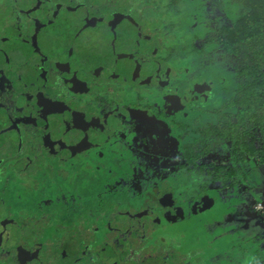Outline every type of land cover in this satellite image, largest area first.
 <instances>
[{"label": "trees", "instance_id": "16d2710c", "mask_svg": "<svg viewBox=\"0 0 264 264\" xmlns=\"http://www.w3.org/2000/svg\"><path fill=\"white\" fill-rule=\"evenodd\" d=\"M239 1L243 5L244 15L234 26L218 29L217 39L210 38L212 43L220 44L229 54L239 53L244 46L249 56V62H241L238 65L241 95L232 104V108H238L239 112L235 117L236 122L226 129L217 126L203 128L202 147H185L188 163L199 164L208 152L221 147L226 141L233 142L236 165L217 166L216 173L212 174L216 182L221 181L224 187H235L238 185L236 179L249 178L251 169L244 173V168L238 165L243 158H258L259 166H264V143L258 148L252 139L255 129L261 128L264 141V0ZM115 7L113 0H7L4 4L0 2V161H10L14 172H22L19 175L11 174L9 178H6L7 172H0V179L5 180L7 193L13 192L21 196L25 206L27 201L23 200V188H28L30 192L36 191V188L39 189L41 184L51 178V194L57 196L58 200L46 208L41 207L38 211L42 212H36L29 217L23 215V210L17 216L14 207L8 206L9 216L12 213L13 218H21L23 227L21 230L17 228V233L23 231L25 241L41 239L45 227L56 223L61 216L70 220V207L78 204L75 195H85L84 190L73 185L77 180L80 183L87 180L83 174L79 177L77 171V164L82 162L69 166L75 155L74 150H81V147H78L80 141L89 136L87 129L91 125V122L85 121L89 117L84 110L86 106H79V100L92 108L104 106L109 102L105 100L104 95L111 92V87L108 86L106 94L96 92L94 99L86 96L85 89L90 78L94 77L91 83L99 84L97 78L100 73L94 72H102V69L110 68L112 64L118 66L119 61H124L127 57L142 58L147 54H154L156 50L157 42L150 40L148 43L149 39L141 32L144 27L140 25V21L145 20L146 15L126 16L125 21L114 22L120 15L113 13ZM51 9H54L53 12ZM91 27L106 30V35H110L88 39V36L84 35ZM50 42L55 46L54 51L58 52L56 58L52 59L41 55L39 51L44 44ZM123 50L125 52H122ZM83 54L89 55L85 58ZM164 65H156L153 77L144 76L143 82L148 84L146 81L152 79L157 83L161 78L159 74L164 72ZM67 67L73 88L69 83L58 81ZM81 67L87 70L85 76H80ZM135 69L137 70V67ZM78 95L82 99L77 98ZM67 97L71 100L67 101ZM87 111L89 112L88 109ZM18 153H21V160L16 162ZM202 166L208 165L203 163ZM43 169H46L44 179L38 180L37 176ZM73 193L75 195L71 196ZM62 198L68 203V207L65 208V203L60 201ZM6 201L7 198L0 195V213L7 207ZM88 206L95 210L108 208L103 203L97 204L96 201H92ZM67 210L65 216L64 212ZM146 210L145 202L141 206L115 207L111 212L117 218L125 216V219H128L126 226L133 223L134 227L137 223L144 226L150 222V215ZM4 225L9 232H14V225L9 220L5 221ZM132 234L135 235L134 228ZM134 235L129 238L137 244ZM2 238L0 234V250ZM124 243L125 240L122 241V244ZM17 248L19 252L21 246L17 245ZM162 251H158L160 253L157 254V261H141L139 257L134 261L136 264H165L159 260ZM18 252H6L5 262L2 264L16 261L22 256ZM68 255L71 254L64 256L69 257ZM67 257L63 258L66 262L62 264H74ZM91 262L93 261L89 259L88 253L83 252L81 263ZM255 264L261 263L257 261Z\"/></svg>", "mask_w": 264, "mask_h": 264}, {"label": "rangeland", "instance_id": "374dc122", "mask_svg": "<svg viewBox=\"0 0 264 264\" xmlns=\"http://www.w3.org/2000/svg\"><path fill=\"white\" fill-rule=\"evenodd\" d=\"M6 1L0 0L3 4ZM123 2L125 4L121 5ZM113 3L116 5L113 13L120 14H117L118 16L114 19V22L125 21L126 16L131 17L134 15L140 17L146 15L145 20L140 21V25L144 27L141 32L143 36L149 39L148 43H150V40L157 42L156 52L153 57L165 62V69L160 82L154 84L157 86L151 88V91H153L150 97L151 102H155L160 98L171 105V95L180 96L178 102H180L181 107L189 102L186 105L188 111L183 110L184 106L180 107L177 119L178 122L181 121V126L183 127L181 129L178 127V123L173 121H164L161 127H154L146 123L144 117L147 115L143 112L145 105L142 106L141 103L129 98L135 96V100L140 97L144 101L139 93L140 87L144 86L135 78L129 82L118 83V86L121 87L120 90L113 94L115 97L107 102V105H104L105 108H108L109 104H113L110 108L114 109L117 108L114 106L117 104L118 108H126L127 112L124 117L125 128H119L115 133L111 132L110 138L112 139L111 141L107 139L106 142V144L109 143L107 149L108 153L111 154L110 158L112 161L111 159L102 160L104 161V166L107 163L105 167H107L108 173L111 170L109 163L112 162L115 168L116 166L124 169L129 167L132 171H136L137 175H143L144 162L150 156L155 157L153 170L151 173L144 175L146 178L149 177L148 185L145 186V178L135 182L131 176L124 184V188L131 186L135 195L136 191L141 188V190L147 191L154 187L157 182L164 179L165 175H160L159 173L162 171L163 166L167 167L166 158L168 154L173 152V149L172 147H156L157 143L163 145L172 143L171 139H175L180 146L175 148L178 157H180L176 160L179 161L181 157L186 158V145L195 143L197 147H202L201 139L204 137L199 130L216 125L223 114L226 113L225 105L232 96L237 94L236 88L239 83L237 60L235 56L228 54L223 49V46L218 43H212L210 38L217 39L218 29L223 26H234L244 15V12L243 5L239 0H113ZM124 6L129 7L126 8ZM53 10L51 9V12ZM119 16L122 18H118ZM135 20L138 21L137 18ZM90 31L94 36L95 29L92 28ZM104 40L107 41L108 39ZM54 49L55 46L50 42L44 44L39 51L41 55L52 59L58 55V52H55ZM149 59V57H145L144 61ZM238 59L240 61V58ZM119 65L123 73H132L130 63L127 61H119ZM154 68L156 67L154 66ZM167 69H171L173 72H169ZM137 70L136 76L138 72V76L143 78L141 73L146 69L139 65ZM79 71L80 76H85L87 70L81 67ZM112 74L108 78L102 75L101 80L103 83L100 82V84L91 83L94 77L90 78L89 85L85 89L86 96L94 99L96 92L101 94L104 92L106 94V91H108L107 87L114 84L112 82L113 76L117 74L114 69H112ZM128 85L130 87L127 88L126 86ZM147 88L149 89L150 87ZM128 89H130L131 95L125 92ZM96 109L103 110V107L97 106ZM193 111L194 113L191 114ZM231 111L235 110L232 109ZM112 117L113 120H116L115 116ZM153 117L158 119L156 116ZM152 120V117L149 118V122ZM185 126L187 127L186 129L184 128ZM151 131L152 136L150 137ZM120 140L124 141L126 146L118 145L119 147H117L116 143ZM142 143H146L147 147H138ZM231 148V144H224L222 147L208 152L201 160V164L236 165L234 159H232L233 156H231ZM144 152L150 155L146 157V155L142 154ZM125 153L127 155L123 156ZM97 155L96 152H90L87 156L91 158ZM20 160L21 153H18L16 162ZM255 161L257 162V160ZM73 164V162H70L69 166ZM11 165L12 162L10 163V161H0V172H7L6 178H9L11 174H22L21 171L14 172ZM238 165L244 168V173H247L249 168L252 173L248 179H236L238 185L235 187L228 186L224 189V184L221 181L211 184L210 199L216 206L214 210H209L206 213V219H204L203 214L199 213L208 208L201 199L207 193L201 196L198 195L193 201V203L199 205L193 216L190 213L187 214L189 218L185 217L183 218L184 220L178 221L181 223L186 219H190L191 223H187L188 227L179 226L176 230L178 231L176 236L174 233L168 232L165 227L159 229V236L167 240L168 245H171L170 243L174 245L180 244L177 240H182L183 238L184 240L186 239L185 242L188 244L192 241L190 247H192L194 253L198 254L199 262H203L201 257L211 256L217 247L220 250L219 254L226 252V255L229 256V261L234 264H246L251 259V256L254 255L255 257L257 255L255 260L264 259V169L257 168L256 165L254 170L253 166L248 167L245 160L238 162ZM43 170L37 176L38 180L44 179L46 169ZM205 172L212 176V174L216 173V169L209 167ZM109 177L111 178L109 181H113L115 175ZM51 182V178H48L46 183L40 185L39 189L36 188V191L30 192L28 188H23V200L27 201L25 206H23L22 197L13 192L7 193L6 189L8 186L5 180L0 179V195H4L7 198V207L0 213L2 215L0 217V234L3 236L1 240L0 264L5 261L6 252L18 251V242H20L22 247L26 244L23 231H18L19 233L9 232L4 227V222L8 220L13 225L19 226L18 230H21L22 227L19 224V218H13L12 213H10L12 217L8 215V206L14 207L17 216L20 215L22 210L24 211L23 215L26 217L34 215L36 212H42L38 211L42 209L41 207L46 208L58 202L57 196L54 197L51 194L53 191L50 189ZM54 193L57 194L56 191ZM74 195L73 193L71 196ZM60 201L64 202L63 198ZM64 206L65 208L68 207V203H65ZM160 212H163V210ZM220 222H224V224ZM218 223H220L219 226ZM107 224L109 225L110 222H107ZM207 225L210 228H207ZM58 226L66 228L68 231L62 233L58 230ZM131 228H133L132 225ZM113 230L115 228L113 227L112 229L111 225L109 227L105 225V233ZM211 236L213 237L211 238ZM53 237L60 239L59 244L58 241L55 242L53 240ZM75 237L87 243L88 251L95 252L100 251L98 245L103 244L108 239L106 235L99 233V230L96 231L92 238H86L80 233L78 227L70 228L69 225L66 226L57 222L50 227L46 226L42 238L36 240L37 242H42L44 246L36 255L38 260L44 261L51 254L53 260L51 262L46 261V264H60L58 256L54 254V243H57L61 248L66 247L67 244H64V240H73ZM153 237L154 234H151V237L145 235L142 238L152 239ZM216 241H218L217 244L215 243ZM207 243L208 245L203 250L202 247ZM217 255L218 252L216 253Z\"/></svg>", "mask_w": 264, "mask_h": 264}, {"label": "flooded vegetation", "instance_id": "af4514ba", "mask_svg": "<svg viewBox=\"0 0 264 264\" xmlns=\"http://www.w3.org/2000/svg\"><path fill=\"white\" fill-rule=\"evenodd\" d=\"M125 2H123L124 5ZM54 8V7H53ZM92 29L89 28V30L86 32L87 34L84 36H88V39H92L97 36L102 37H107L106 35V30H98L97 27H94L95 29V34L94 36L91 34L92 32L90 31ZM147 38V37H146ZM148 39V38H147ZM225 50V48H223ZM246 49H244V46L241 48L239 53L237 54H232L235 56L237 60V67L240 65L241 62H249L248 61V54L245 52ZM226 51V50H225ZM122 52H125L123 50ZM156 52V50H155ZM154 52V53H155ZM228 53V52H227ZM229 54V53H228ZM89 54H83V56L86 58V56ZM155 54H147V56H142V58H126L124 61H127L130 63L131 66V72L129 74H125L121 70L120 65L112 64L107 69H102V72H94L95 74H98L97 82L100 84V82L103 83L102 75L106 76H112V69L115 70L117 73L116 75L113 76V82L114 84L110 85L111 92L107 93L105 96L106 101H111L116 94V91L120 90L121 87L118 86V83L120 82H129L131 79H136L142 84L144 87H140V95L144 101L139 99L135 100V96L129 97L134 101H137L141 103L142 106L145 105V108L143 107V112L146 117V123L154 126V127H161L162 123L164 121H173L178 123V127L181 129L183 128L181 126V121L178 122V117L180 113V96L177 95H171L170 101L171 105L169 103L165 102L162 99H157L155 102H151V95L153 94V91H151V88L157 85H154L156 83L155 80H149L146 81L148 84L144 83L143 78L144 76H148L152 74H155V68L154 66H158L157 63L159 64H165V62L161 59H157L153 57ZM145 57H149V60L144 61ZM240 58V61L239 59ZM136 59V60H134ZM62 60H64L62 58ZM139 65L142 68H145L146 70L141 73V76L143 75V78L140 76H136V67H139ZM115 67V68H114ZM169 72H173L171 69H167ZM58 78V81L60 83H66V84H71V87L73 88L74 85L71 81V76L69 74V68L67 67ZM105 73V74H104ZM163 73V72H162ZM162 76V74H159ZM160 76V77H161ZM238 76H239V69H238ZM157 79V78H156ZM67 81V82H65ZM160 82L157 81V83ZM241 82V79L239 78V83ZM239 83L236 88L237 94L235 96H232L227 104L225 105V110L226 113L223 114L221 119L218 121L216 125H213L211 127L207 128H214L217 126L218 128H228L231 123L236 122V115L239 113L237 112L238 108H232V104L234 101L238 100L240 98L241 92L239 91ZM150 87L149 89L147 87ZM127 88L130 87V85L126 86ZM146 87V88H145ZM130 89L125 91L128 94H132L129 92ZM68 98V97H67ZM79 99H82L80 95H78ZM190 100L189 98H186ZM70 101L71 99H67V101ZM78 99H76L77 101ZM264 100V99H263ZM80 105L86 106L84 110H86V114L89 116L85 121L86 122H91V125L87 129L88 135L80 141V144L78 147H81V150L75 149L74 150V156L70 160V162L73 163H79V170L78 174L79 177L80 175H85L87 180L84 183H80L79 180H77V183H73V185L77 188H80L85 191V195H75L76 196V202L78 204L74 205L73 207H70L71 210V218L70 220H66L60 217V220L58 218L57 222H60L61 224L64 225H69L70 228L72 227H78L80 230V233L86 238H92L95 234L96 231L99 230V233L102 235L107 236V241L104 242L103 244H99V250L100 251H88L87 243L83 242L82 240L78 239L75 237L73 240H64V244H67L66 247H59V238L53 237V240L55 242L58 241L57 243H54V254L58 256V260H60V264L64 261L63 258H66L67 254L69 257H67L71 262L74 264H82V253L87 252L88 257L91 262V264H136L134 260H136L138 257L141 258L140 260L142 261H150V260H158L157 254L159 250H163L159 260L160 262H164L165 264H234L229 261V256L226 255V252H223L219 254L220 250L215 248V252L209 256H203L201 259L203 262H199L197 258V253H194L192 247V241L188 244L185 242L184 238L182 240H177L180 244H172L168 245L167 240L162 239L161 236H159L158 231L160 228L165 227L168 232H172L177 235V228L181 225L188 227L187 223H191L190 219H186L183 222H178L181 220H184L183 218L187 217V214H194L196 213L197 208L199 205H196V203H193V201L196 199L198 195H205L201 199L203 200V204L205 206H208L204 211H201L199 214H203L204 219H206V213L209 210H214L216 204L212 201L211 198V184L216 183V180L214 179L213 176L206 174L205 170L206 167H203V163L199 164H192L191 162L188 163L187 158H182L177 161L178 154L177 150L175 149L176 147H180L179 143L174 139H171L172 143H166V144H158L156 147H172L173 152L167 155L166 158V163L167 167L163 166L162 171L159 173L160 175H165L164 179L161 181L157 182L154 187L151 189L144 191V190H139L136 191V194L134 195L132 192V187H127L124 188V184L130 179L129 176L133 178L135 182L139 181V179H144L145 180V186L148 185L149 177H144L145 174L151 173L153 170L155 164V157L150 156L144 163L145 165L143 166V175L136 173V171H132L129 167L124 169L123 167H117L113 165V163H109L111 166V170L107 171V163H105V166L103 165V160L102 159H111L110 155L108 153L107 147H109V143L106 144L107 139L111 141L112 138H110V133H115L118 131L119 128H125L126 122L124 121V117L126 116V108H118V105H114L117 108L111 109L112 107L111 104H109L108 108L103 107L102 109L97 110L96 107L92 108L86 105V103H83L84 101H80ZM75 104V103H74ZM73 104V105H74ZM189 102L185 103L182 105L184 106V111H188L186 108V105H188ZM100 106V105H98ZM101 107V106H100ZM124 107V106H123ZM181 107V108H182ZM89 110V112L87 111ZM234 109L235 111H231ZM191 110V109H190ZM194 111L191 113L193 114ZM3 114V113H1ZM234 114V115H233ZM116 117V120H113V117ZM153 116L158 117L154 118ZM153 118L151 122H149V118ZM161 118V119H159ZM87 124V123H86ZM114 124V125H113ZM183 125V124H182ZM185 129L187 128L186 126L184 127ZM203 129V128H202ZM200 129L199 131L201 132ZM85 133V132H84ZM149 136H152V131L149 134ZM252 139L254 140V144L256 147H261L263 145V134H262V129L258 128L255 129L254 135L252 136ZM81 140V139H80ZM116 143V142H115ZM117 144L122 145V147L126 146L124 141L120 140ZM224 144H231V156L232 159H234V149H233V142L232 141H226ZM223 144V145H224ZM222 145V146H223ZM197 147L195 143H192L191 145H186L185 147ZM221 146V147H222ZM74 148L75 146H71ZM85 147V148H84ZM138 147H147L146 143H142ZM220 148V147H219ZM218 149V148H217ZM216 150V149H215ZM214 151V150H213ZM90 152H96L98 154L96 157H88V153ZM120 152V151H119ZM148 157V153L144 152L142 153ZM127 155V153L123 154V156ZM260 155V153H259ZM261 157V155H260ZM242 160H245L246 163L248 164L249 167L253 166L254 170L256 168H263L264 166L261 167L259 166V159L255 157H249V158H243ZM257 160V162L255 161ZM112 161V159H111ZM206 165V164H205ZM255 165V166H254ZM217 166H225V165H208L207 167H212L216 169ZM231 166V165H228ZM235 166V165H233ZM241 167V166H240ZM115 175L113 181H109L111 179L109 176ZM151 178V177H150ZM108 182L109 185H108ZM224 187V186H223ZM125 189V191H123ZM225 189V187H224ZM135 196V197H133ZM66 199V198H64ZM71 200L74 201L72 197H70ZM92 201H96V203H103L105 204V207H108L105 210H101L98 208L95 210V208H91L88 206L89 204L92 203ZM146 202L147 206V212L150 215V222H147L146 225L141 226L139 223H137L133 228L135 229V235L132 234V228L131 225L133 226V223H129L128 226H126L128 219H125V216L123 218H117L113 216L111 210L115 207H124L127 208V206L130 205H142V203ZM75 204V203H74ZM90 210V211H89ZM163 210V212H160ZM68 210L64 213L65 216H67ZM94 214V217H91L90 215ZM1 217V216H0ZM202 217V218H203ZM189 218V216L187 217ZM127 221V222H126ZM56 222V223H57ZM93 222V224H92ZM107 222H110L109 225H111L112 229L113 227L115 230L113 231H108L105 233V225L109 227ZM163 222H165L163 224ZM5 223V222H4ZM54 222V225L56 224ZM217 223V222H216ZM224 224V222H220ZM218 223V226L219 224ZM15 224V223H14ZM19 224L22 225L21 223V218H19ZM157 224V225H156ZM93 225V226H92ZM214 225V224H213ZM51 226V225H50ZM48 226V227H50ZM14 227V232H17V226L16 224L13 226ZM21 227V228H22ZM207 228H210L209 225L206 226ZM58 230L60 232H67L68 229L66 228H61L58 226ZM152 228V230H151ZM46 229V227H45ZM151 234H154V237L151 239H143L142 237L145 235H149L151 237ZM134 235L136 237L137 241L135 244L132 242L133 239H130L129 237ZM55 236V235H53ZM213 236H211L212 238ZM51 239V238H50ZM156 239V241H155ZM125 240V243L122 244V241ZM212 240V239H211ZM26 244L22 247L21 246V251H17L18 253H21V257L17 258L16 261L8 262L6 264H46V261L51 262L53 260V256L49 254L47 256V259L44 261H39L37 256L39 251L44 248L42 245V242H37V241H25ZM218 241L215 243L217 244ZM18 245H20V242H18ZM208 245L205 244L202 249L204 250L205 246ZM59 247V249H58ZM158 248V250H156ZM28 251L27 253H24ZM49 249L47 250L48 254ZM218 252V255L216 256V253ZM17 254V253H16ZM163 256V257H162ZM257 259V255L255 257L251 256V259L247 261L246 264H255V262L259 261L261 264H264V259L255 260ZM5 262V261H2ZM20 262V263H19ZM68 264V263H67ZM85 264H90V263H85ZM155 264V263H154ZM245 264V263H243Z\"/></svg>", "mask_w": 264, "mask_h": 264}]
</instances>
